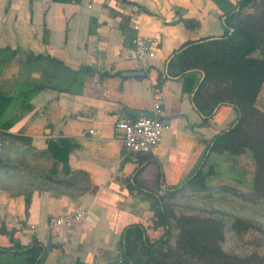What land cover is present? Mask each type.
Segmentation results:
<instances>
[{"label":"crops","instance_id":"crops-1","mask_svg":"<svg viewBox=\"0 0 264 264\" xmlns=\"http://www.w3.org/2000/svg\"><path fill=\"white\" fill-rule=\"evenodd\" d=\"M238 1L219 0L218 7L213 0H0V85L30 79L46 87L31 97L30 110L10 132L30 138L36 152L49 139L77 144L68 155L70 170L81 173L73 186L33 190L27 214L20 197L0 201V222L14 229L15 240L27 244L35 237L46 248L42 264L116 261L122 230L152 217L148 199L130 190L133 179L160 195L159 172L168 188L195 171L204 143L226 128L232 110L221 107L204 122L182 81L167 78V64L186 42L221 36L224 11ZM138 35L156 40L140 63L130 59ZM5 49L17 53L2 63ZM26 53L54 62L23 66ZM158 72L166 77L159 89L161 141L151 153H127L114 124L127 111H152ZM43 163L51 167L50 160ZM79 211V219L52 226ZM7 212L14 224L3 219ZM0 235V246L10 247Z\"/></svg>","mask_w":264,"mask_h":264},{"label":"trees","instance_id":"trees-1","mask_svg":"<svg viewBox=\"0 0 264 264\" xmlns=\"http://www.w3.org/2000/svg\"><path fill=\"white\" fill-rule=\"evenodd\" d=\"M54 2H77L78 0H52ZM220 7L219 0H213ZM221 36H211L186 42L175 50L167 64L166 76L182 81L184 90L192 93L191 101L204 122L221 107L231 109L235 118L231 124L204 143V155L195 171L181 183L163 187L164 179L158 173L157 186L162 194L146 190L134 178L130 190L142 194L150 202L151 228L161 229V235L152 240L142 224L126 226L117 243L116 261L110 264H264V258L249 254L238 256L222 249L224 225L213 217L196 215H176L166 202L172 195L185 190H207L211 173L204 170L208 156H239L250 154L254 165L250 181L251 196L264 201V112L257 106L260 89L264 85V0H239L235 6L228 5L224 11ZM8 51L1 58L2 63L15 56L17 51ZM34 61H50L48 56L25 54L23 66L29 67ZM59 66L62 63L56 62ZM166 77L158 72L153 89H160ZM30 79L15 81L11 85H0V164L8 166L3 159L5 148L18 149L22 161L32 155L38 166L48 160L51 167L33 170V179L40 183L25 188V213L30 204L33 190H52L54 186H73L78 172L70 170L69 153L77 144L65 138L49 139L44 151L36 152L31 147L30 138L11 133L10 130L20 115L31 108V97L45 89ZM130 118H135L129 116ZM3 138V139H2ZM7 145L4 146V143ZM5 158H8L5 155ZM60 166V172L58 171ZM39 168V167H38ZM24 187V186H23ZM224 189H216V192ZM231 222L232 230L240 232L248 225L238 218ZM175 233V242L170 239ZM0 234L11 242L10 247L0 246V264H42L46 258V248L32 237L27 244L14 238V229L7 230L0 222Z\"/></svg>","mask_w":264,"mask_h":264},{"label":"rangeland","instance_id":"rangeland-1","mask_svg":"<svg viewBox=\"0 0 264 264\" xmlns=\"http://www.w3.org/2000/svg\"><path fill=\"white\" fill-rule=\"evenodd\" d=\"M214 25L217 34L220 26L216 23ZM260 90L256 106L264 112V85ZM229 113L226 112V128L235 116L234 112ZM6 145L7 142L4 143V146ZM1 150L4 152L3 159L7 160L9 165L0 164V201L4 203L6 199L16 200L18 197L24 201L21 194L11 195L17 192L22 193L25 188L39 184L40 180L33 179L31 173L34 169L38 171L46 165L38 166L30 155H26V159L21 163L23 154L18 149L9 148V152L7 148L5 151ZM5 155L8 158H5ZM208 157L204 170L212 175L208 178L207 190H185L172 195L166 199V202L170 204L176 215H196L219 219L224 225L222 249L225 252L238 256L259 254L264 258V201L251 196L249 188L254 165L250 154L246 152L239 156L224 154V156L211 155ZM31 182L33 183L31 187H27ZM216 189H224V191L216 192ZM5 216L9 219V223H15L14 216L8 212L2 216L3 219ZM234 218L242 220L249 226L248 229L240 232L232 230L230 221ZM0 221H2L1 218ZM144 226L152 240L157 239L162 233L161 229H152L150 222ZM175 233V231L172 233L170 239L171 246L175 242Z\"/></svg>","mask_w":264,"mask_h":264},{"label":"built area","instance_id":"built-area-1","mask_svg":"<svg viewBox=\"0 0 264 264\" xmlns=\"http://www.w3.org/2000/svg\"><path fill=\"white\" fill-rule=\"evenodd\" d=\"M137 30L138 28L135 27ZM154 38H147L138 35L134 41L133 50L130 53V59L140 63L149 54L155 45ZM153 117H135L128 116L119 118L114 124V130L117 133L122 145L127 153L130 154H148L151 153L160 143L165 125L161 120L162 109L160 104L159 89H152ZM1 146V143H0ZM83 216V211H79L74 216H66L52 222V226H58L73 218L79 219Z\"/></svg>","mask_w":264,"mask_h":264},{"label":"water","instance_id":"water-1","mask_svg":"<svg viewBox=\"0 0 264 264\" xmlns=\"http://www.w3.org/2000/svg\"><path fill=\"white\" fill-rule=\"evenodd\" d=\"M127 113L134 117H153V113L147 111H127ZM48 248L50 249V242L48 243Z\"/></svg>","mask_w":264,"mask_h":264}]
</instances>
